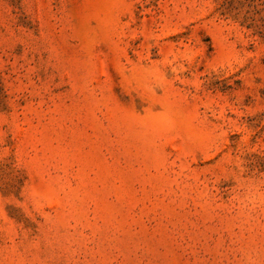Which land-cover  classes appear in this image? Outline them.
<instances>
[{
    "label": "rangeland",
    "instance_id": "obj_1",
    "mask_svg": "<svg viewBox=\"0 0 264 264\" xmlns=\"http://www.w3.org/2000/svg\"><path fill=\"white\" fill-rule=\"evenodd\" d=\"M0 264H264V0H0Z\"/></svg>",
    "mask_w": 264,
    "mask_h": 264
}]
</instances>
